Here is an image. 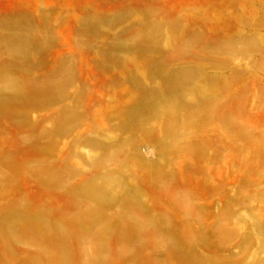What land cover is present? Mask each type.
I'll return each instance as SVG.
<instances>
[{
    "label": "rangeland",
    "instance_id": "obj_1",
    "mask_svg": "<svg viewBox=\"0 0 264 264\" xmlns=\"http://www.w3.org/2000/svg\"><path fill=\"white\" fill-rule=\"evenodd\" d=\"M0 264H264V0H0Z\"/></svg>",
    "mask_w": 264,
    "mask_h": 264
}]
</instances>
